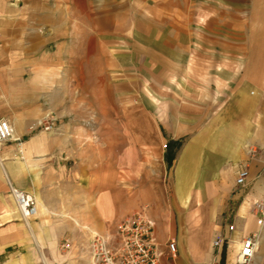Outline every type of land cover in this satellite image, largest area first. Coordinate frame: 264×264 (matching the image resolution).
<instances>
[{"label":"crops","instance_id":"1","mask_svg":"<svg viewBox=\"0 0 264 264\" xmlns=\"http://www.w3.org/2000/svg\"><path fill=\"white\" fill-rule=\"evenodd\" d=\"M255 84L264 87V0H0V119L21 139L0 146V264H59L52 241L81 227L106 233L141 208L159 243L176 244L165 264H210L251 233L264 252L251 213L261 183L235 208L239 164L247 185L264 168L249 150L264 126ZM133 98L167 135L156 137L152 181L130 190L127 151L96 150L77 133ZM47 117L55 130H30ZM169 141L180 147L167 170ZM10 187L33 196L34 218L21 217Z\"/></svg>","mask_w":264,"mask_h":264},{"label":"rangeland","instance_id":"2","mask_svg":"<svg viewBox=\"0 0 264 264\" xmlns=\"http://www.w3.org/2000/svg\"><path fill=\"white\" fill-rule=\"evenodd\" d=\"M255 85L254 87L249 88V92L247 91L248 94H253V91L255 93H258L259 95L264 94V87L259 88L258 85L256 86ZM239 88L240 87L238 88L235 87V91L238 90ZM135 99L136 98H133L131 100L132 103L128 105L127 109H123V110L113 109L110 112V114L107 112L106 118L111 119V122H106V121L104 122L103 120H100L103 118L101 117V114L100 115L98 114L95 115L96 113L92 114L93 117L92 120H89L86 123L80 122L81 124L78 127L79 133H77V135H79V138L81 140L85 135H87L89 144H91V146H93L96 150H103L105 146L106 147L108 146L109 149L111 148V150L114 152L115 151L119 152V150L127 151L126 171H127L128 187L130 190H135L140 186L144 184L146 185L152 181L151 178L153 177V174L155 173L154 171L156 170L153 165L154 164L153 149L156 146V137L161 135H167V128L157 126L153 122L152 116L150 115L151 112H145V111L140 112L139 110H135V104H133ZM131 104H133V108L131 107L132 106ZM257 117L264 118V113L262 114L258 113ZM43 121L46 122L45 124H49L52 121V129L55 130L56 128V125H54L55 119L47 117L46 120ZM262 130H264V126L257 124L256 127L257 143L254 144L253 147L249 149L250 159L252 158L251 156H255L256 160L258 158L260 159L262 158V160H264V134H262ZM103 138H105L106 140L105 143L101 142ZM81 145L83 146L85 145V143H81ZM179 147L180 144L178 145V147L172 148L174 154L179 149ZM146 148L151 152L148 153V157L146 156V158H144L146 165L142 167L141 166L143 159L142 150L146 151ZM165 150H166V146H165ZM243 168H246V166L243 163H240L238 169H236L235 172V180L237 178V174H238L237 172ZM122 175H124L123 172ZM257 183H261L260 187L264 188V168H262L261 171L256 176L251 175V180L248 183V185L244 187H237L235 185V208L237 207V205H239L242 202V200L247 195H249L252 192L253 187ZM257 201H264V195L258 194L257 196H255V199L251 200V204ZM147 210L148 208L147 209L141 208L130 211L127 214V216H125L124 218H122L121 220H119L118 222L112 225L111 229L113 230L108 231L106 233L91 232L90 235L83 236L82 235L83 230L88 232L87 229H84V227H81L80 230H76V232L67 231L66 235H69L68 238L52 241L53 244H56L57 242L55 248H52V250H55L54 252L55 255L56 254L61 255L62 259L64 260V262H61L59 264H71L72 261L79 264H88V263L90 264L88 250H95V249L114 250V248H117L120 245V239L118 238L113 239L111 243L109 244L106 243L100 246L99 242H101V239L105 238L107 235L111 233H114L117 229V226L124 220L128 218L132 220L133 216H136L141 212H145L147 214ZM46 215L48 216L49 220H53L52 225L55 226L54 221L56 219V215H54V213L49 215L46 214ZM65 217L68 218V215H66ZM68 220L70 219L68 218ZM151 220L154 222L153 242L156 243L158 248L165 249L167 243L171 241L168 240L164 244L159 243L155 233V228H157V226L155 225V221L152 218ZM171 225L173 227L174 225L173 222L171 223ZM235 230H237L236 226H235ZM95 236H99L100 238L96 239ZM127 242L130 243V238H127ZM258 243H259L258 252L256 256L257 258H259L260 256H262V254H264L262 250H259L260 239L258 240ZM238 249H239V242L235 244V251ZM191 260H192L191 263L193 264L195 258L192 257Z\"/></svg>","mask_w":264,"mask_h":264},{"label":"built area","instance_id":"3","mask_svg":"<svg viewBox=\"0 0 264 264\" xmlns=\"http://www.w3.org/2000/svg\"><path fill=\"white\" fill-rule=\"evenodd\" d=\"M43 120L38 121L30 127L31 131L42 130L48 132L52 129V121L45 124ZM6 143L21 144V139L16 136L14 128L5 119H0V146ZM249 179V171L243 168L238 171L235 185L244 187ZM10 193L16 201L21 217L28 221L37 215V202L33 196L25 194L10 187ZM259 228L264 227V201L254 202L251 208ZM154 222L145 213L141 212L136 216L121 222L114 233L101 239L100 246L109 244L113 239H120V245L114 250H88L90 264H165L167 261L175 260L177 257L176 244L168 242L165 249H160L153 242ZM228 231H234V226H228ZM99 239V236H95ZM130 238V243L127 242ZM258 233H251L242 238L239 249L230 253L229 250H214L210 264H252L258 252ZM225 239L217 237L213 241V248L222 246ZM96 248V246H95ZM224 251V254H223Z\"/></svg>","mask_w":264,"mask_h":264},{"label":"trees","instance_id":"4","mask_svg":"<svg viewBox=\"0 0 264 264\" xmlns=\"http://www.w3.org/2000/svg\"><path fill=\"white\" fill-rule=\"evenodd\" d=\"M180 143H172V142H167L166 144V151H165V160H166V165H167V170H169L172 166L173 159L175 157L174 152L172 151L173 147H178ZM224 254V251H223Z\"/></svg>","mask_w":264,"mask_h":264}]
</instances>
